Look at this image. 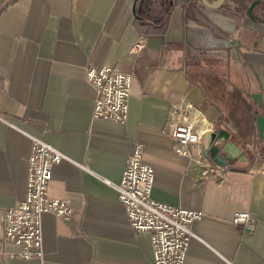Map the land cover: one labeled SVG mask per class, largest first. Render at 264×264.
I'll list each match as a JSON object with an SVG mask.
<instances>
[{"label": "crops", "instance_id": "0c3cea01", "mask_svg": "<svg viewBox=\"0 0 264 264\" xmlns=\"http://www.w3.org/2000/svg\"><path fill=\"white\" fill-rule=\"evenodd\" d=\"M141 1L132 13L133 0H0V214L23 201L28 137L65 156L48 197L70 210L64 221L41 216L34 260L3 243L0 216V264H153L147 234L128 226L113 189L136 145L153 170L151 200L201 212L184 264H264V0L217 10ZM104 66L130 78L121 124L90 121L84 70ZM182 101L199 128L226 132L247 165L217 164L195 180L171 150L169 112ZM242 212L251 229L230 222Z\"/></svg>", "mask_w": 264, "mask_h": 264}, {"label": "built area", "instance_id": "2783aa9c", "mask_svg": "<svg viewBox=\"0 0 264 264\" xmlns=\"http://www.w3.org/2000/svg\"><path fill=\"white\" fill-rule=\"evenodd\" d=\"M143 43V39L139 38L129 47V53L140 52ZM84 80L94 94L90 121L124 122L129 76L104 66L100 70L85 69ZM169 115L172 117L169 132L171 150L186 160L187 172L198 180L218 168L200 148L202 134L207 131L198 127L202 122L195 107L182 101L170 110ZM28 140L30 146L23 201L17 206L4 208L0 214L3 243L13 246L16 249L14 256L20 260L40 259L42 256V215L50 214L61 221L70 215L65 202L48 197L51 168L65 156L37 138L28 137ZM188 146H193L194 156L188 151ZM122 167L119 183L113 189L126 214L128 226L137 234H147L153 264H184L189 239L192 238L189 224L198 222L201 212L167 207L151 200L149 193L153 170L143 161L139 145L133 148ZM260 178L264 181V171L260 173ZM230 222L242 229L253 227L247 212L234 213Z\"/></svg>", "mask_w": 264, "mask_h": 264}, {"label": "water", "instance_id": "95a60500", "mask_svg": "<svg viewBox=\"0 0 264 264\" xmlns=\"http://www.w3.org/2000/svg\"><path fill=\"white\" fill-rule=\"evenodd\" d=\"M200 4L209 10H217L221 8V5L225 2L224 0H215L213 3H209L206 0H197ZM138 2L140 7L142 6L141 0H133L132 13H134L135 3ZM231 60L233 61L236 69L239 64L236 49H232ZM228 134L223 131L207 132L202 134L201 137V150L205 153L206 157L212 159L214 163L219 166L225 167L226 164L233 165L234 168H241L246 166V158L242 154L241 149H237L229 141Z\"/></svg>", "mask_w": 264, "mask_h": 264}, {"label": "rangeland", "instance_id": "374dc122", "mask_svg": "<svg viewBox=\"0 0 264 264\" xmlns=\"http://www.w3.org/2000/svg\"><path fill=\"white\" fill-rule=\"evenodd\" d=\"M177 1H181V2H186V1H191V0H177ZM192 1H196V0H192ZM213 2H215V0H212ZM230 1H233V2H235L237 5H241V0H230ZM250 1H256V0H249V3H250ZM261 1H263V0H261ZM238 11H242V13L245 11V7H242V6H238Z\"/></svg>", "mask_w": 264, "mask_h": 264}]
</instances>
